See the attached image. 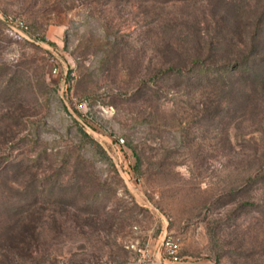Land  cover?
Masks as SVG:
<instances>
[{
    "label": "rangeland",
    "instance_id": "obj_1",
    "mask_svg": "<svg viewBox=\"0 0 264 264\" xmlns=\"http://www.w3.org/2000/svg\"><path fill=\"white\" fill-rule=\"evenodd\" d=\"M0 264H264V0H0Z\"/></svg>",
    "mask_w": 264,
    "mask_h": 264
},
{
    "label": "built area",
    "instance_id": "obj_2",
    "mask_svg": "<svg viewBox=\"0 0 264 264\" xmlns=\"http://www.w3.org/2000/svg\"><path fill=\"white\" fill-rule=\"evenodd\" d=\"M2 20L11 32L17 34L19 37L29 39V28L20 18L15 16H6L2 17ZM53 71H56V69ZM165 247L167 248L168 253L172 256V259L176 260L177 256L175 255V253L177 251V244L175 242L167 240L165 242Z\"/></svg>",
    "mask_w": 264,
    "mask_h": 264
}]
</instances>
